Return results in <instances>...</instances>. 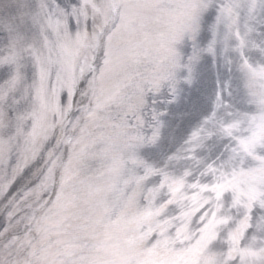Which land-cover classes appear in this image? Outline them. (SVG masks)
I'll use <instances>...</instances> for the list:
<instances>
[{"label": "snow or ice", "instance_id": "6c2138e0", "mask_svg": "<svg viewBox=\"0 0 264 264\" xmlns=\"http://www.w3.org/2000/svg\"><path fill=\"white\" fill-rule=\"evenodd\" d=\"M0 237V264H264V0L0 8Z\"/></svg>", "mask_w": 264, "mask_h": 264}, {"label": "rangeland", "instance_id": "374dc122", "mask_svg": "<svg viewBox=\"0 0 264 264\" xmlns=\"http://www.w3.org/2000/svg\"><path fill=\"white\" fill-rule=\"evenodd\" d=\"M5 1H10V4H15V3H20L21 0H4V5H9L7 4ZM181 122V116L179 114V111H177L176 115L173 117V122H172V125L171 126H168L166 127L164 130H163V133H164V136H165V139L171 137L173 134H174V130H175V127L177 125H179ZM33 239H39V237L37 236L36 233H33ZM55 239V237H53V240ZM3 242V238L0 237V243Z\"/></svg>", "mask_w": 264, "mask_h": 264}]
</instances>
